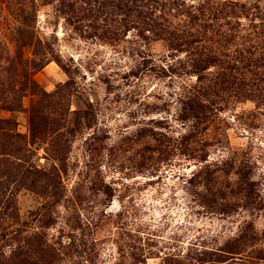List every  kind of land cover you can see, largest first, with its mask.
Returning <instances> with one entry per match:
<instances>
[{"label": "rangeland", "instance_id": "1", "mask_svg": "<svg viewBox=\"0 0 264 264\" xmlns=\"http://www.w3.org/2000/svg\"><path fill=\"white\" fill-rule=\"evenodd\" d=\"M0 264H264V0H0Z\"/></svg>", "mask_w": 264, "mask_h": 264}, {"label": "trees", "instance_id": "2", "mask_svg": "<svg viewBox=\"0 0 264 264\" xmlns=\"http://www.w3.org/2000/svg\"><path fill=\"white\" fill-rule=\"evenodd\" d=\"M204 60H199V61H195L193 60V65H195L194 67L196 68L195 70L198 71V68H199V64L201 63H214V59H212V57H205L203 58ZM237 62V60H236Z\"/></svg>", "mask_w": 264, "mask_h": 264}]
</instances>
